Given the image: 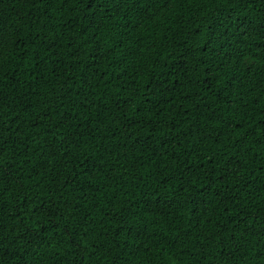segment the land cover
<instances>
[{
	"label": "trees",
	"instance_id": "trees-1",
	"mask_svg": "<svg viewBox=\"0 0 264 264\" xmlns=\"http://www.w3.org/2000/svg\"><path fill=\"white\" fill-rule=\"evenodd\" d=\"M87 2L0 0V261L264 264V0Z\"/></svg>",
	"mask_w": 264,
	"mask_h": 264
},
{
	"label": "snow or ice",
	"instance_id": "snow-or-ice-1",
	"mask_svg": "<svg viewBox=\"0 0 264 264\" xmlns=\"http://www.w3.org/2000/svg\"><path fill=\"white\" fill-rule=\"evenodd\" d=\"M46 2L54 3L55 0H46ZM116 3H118L121 7L127 5L129 9H134L137 4L141 3V0H115ZM145 3H148L149 6L152 5H158L160 3V0H144ZM172 0H164V6H167L168 3H171ZM225 4L228 3V0H223ZM96 4V0H88L87 7L91 8L93 5ZM103 4V0H101V6ZM47 27V25H45ZM56 39L55 36L52 37V42H54ZM7 41L5 40V35L3 33V30L0 29V68L3 67V57H4V51ZM49 46L51 47L52 44L50 43ZM2 155V153H0ZM18 166L14 162V159L9 158L8 160L0 159V187H3L6 183H13L18 179ZM0 264H3L2 261H0Z\"/></svg>",
	"mask_w": 264,
	"mask_h": 264
}]
</instances>
